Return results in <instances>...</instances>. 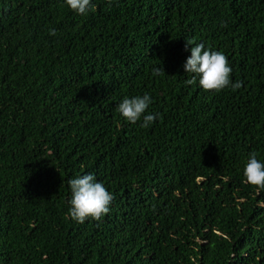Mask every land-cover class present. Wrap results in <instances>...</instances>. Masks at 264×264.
Segmentation results:
<instances>
[{
	"label": "trees",
	"instance_id": "1",
	"mask_svg": "<svg viewBox=\"0 0 264 264\" xmlns=\"http://www.w3.org/2000/svg\"><path fill=\"white\" fill-rule=\"evenodd\" d=\"M186 40L241 86L186 84ZM145 92L159 118L128 123L116 106ZM250 152L264 162V0H0V264H264ZM85 173L112 200L75 223Z\"/></svg>",
	"mask_w": 264,
	"mask_h": 264
},
{
	"label": "clouds",
	"instance_id": "2",
	"mask_svg": "<svg viewBox=\"0 0 264 264\" xmlns=\"http://www.w3.org/2000/svg\"><path fill=\"white\" fill-rule=\"evenodd\" d=\"M64 4L75 14L83 15L91 9L92 0H64ZM55 34V29H49V35ZM185 47L189 54L182 67L185 73L190 74L186 84L198 81L206 91H220L226 87L238 89L241 86L239 81L230 82L232 70L222 52L210 50L201 43L194 44L191 40H186ZM159 71L158 67L153 68V75H158ZM151 103L147 92L125 96L116 106V111L128 123L135 124L139 120L141 127H148L159 118L158 113L147 112ZM242 175L245 182L264 188V162L259 161L254 152L248 154ZM67 184L70 190L67 215L75 223H83L85 219L98 220L109 211L112 194L92 173L76 175L68 179Z\"/></svg>",
	"mask_w": 264,
	"mask_h": 264
}]
</instances>
